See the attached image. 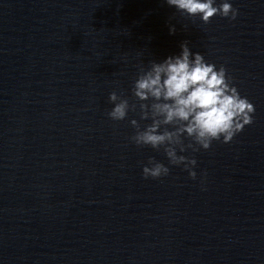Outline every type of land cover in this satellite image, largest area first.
<instances>
[{
  "label": "clouds",
  "instance_id": "obj_1",
  "mask_svg": "<svg viewBox=\"0 0 264 264\" xmlns=\"http://www.w3.org/2000/svg\"><path fill=\"white\" fill-rule=\"evenodd\" d=\"M166 2L188 16L199 15L205 24L217 15L235 20L239 14L227 0L218 6L215 0ZM170 32L174 33L175 28ZM181 49L178 56H169L160 63L151 62L147 71L141 68L132 94L140 102V119H151V123L141 128L138 121L132 119L130 124L136 132L129 140L138 147L163 150L169 164L183 165L189 177L195 180L197 160L178 155V151L208 150L212 142L221 141V137L222 143L231 142L246 125L253 123L255 107L240 95L224 66L217 69L215 64L206 62L200 52H191L187 41L181 44ZM109 102L114 107L107 115L113 121L124 120L129 111L137 110L136 103L130 104L115 91L109 94ZM185 139L190 142L185 144ZM169 173L170 168L154 157H149L142 168L145 179H159Z\"/></svg>",
  "mask_w": 264,
  "mask_h": 264
}]
</instances>
